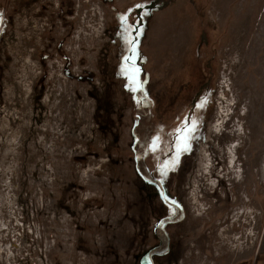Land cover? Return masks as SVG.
<instances>
[{
	"label": "rangeland",
	"instance_id": "374dc122",
	"mask_svg": "<svg viewBox=\"0 0 264 264\" xmlns=\"http://www.w3.org/2000/svg\"><path fill=\"white\" fill-rule=\"evenodd\" d=\"M0 5V264H264V0Z\"/></svg>",
	"mask_w": 264,
	"mask_h": 264
},
{
	"label": "snow or ice",
	"instance_id": "6c2138e0",
	"mask_svg": "<svg viewBox=\"0 0 264 264\" xmlns=\"http://www.w3.org/2000/svg\"><path fill=\"white\" fill-rule=\"evenodd\" d=\"M137 7H140V5H137ZM121 19H123V17ZM128 43L130 45L129 51L134 53L135 52V41L131 40V41H128ZM126 60L130 61V63L125 66L124 71L130 81V84L136 86L132 90H136V88L140 87V83L138 79L139 69L135 67L134 62H131L130 56L126 57ZM197 107H201V105L198 104ZM193 130H194V125H189L187 123H185L183 127H178L175 130L176 142H177V152L188 150V147H189L188 139H189L190 133ZM153 139L155 140L156 138L154 137Z\"/></svg>",
	"mask_w": 264,
	"mask_h": 264
},
{
	"label": "flooded vegetation",
	"instance_id": "af4514ba",
	"mask_svg": "<svg viewBox=\"0 0 264 264\" xmlns=\"http://www.w3.org/2000/svg\"><path fill=\"white\" fill-rule=\"evenodd\" d=\"M3 5H0V8H2ZM3 9V8H2ZM0 9V13L4 14V10Z\"/></svg>",
	"mask_w": 264,
	"mask_h": 264
},
{
	"label": "bare ground",
	"instance_id": "6f19581e",
	"mask_svg": "<svg viewBox=\"0 0 264 264\" xmlns=\"http://www.w3.org/2000/svg\"><path fill=\"white\" fill-rule=\"evenodd\" d=\"M222 145V144H221Z\"/></svg>",
	"mask_w": 264,
	"mask_h": 264
}]
</instances>
